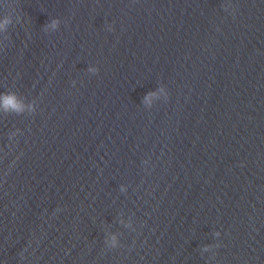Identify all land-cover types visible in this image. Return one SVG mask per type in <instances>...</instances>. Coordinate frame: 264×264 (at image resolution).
I'll list each match as a JSON object with an SVG mask.
<instances>
[{
    "label": "water",
    "instance_id": "obj_1",
    "mask_svg": "<svg viewBox=\"0 0 264 264\" xmlns=\"http://www.w3.org/2000/svg\"><path fill=\"white\" fill-rule=\"evenodd\" d=\"M0 264H264V0H0Z\"/></svg>",
    "mask_w": 264,
    "mask_h": 264
},
{
    "label": "clouds",
    "instance_id": "obj_2",
    "mask_svg": "<svg viewBox=\"0 0 264 264\" xmlns=\"http://www.w3.org/2000/svg\"><path fill=\"white\" fill-rule=\"evenodd\" d=\"M10 20L6 17L3 22H0V27H5ZM0 105H2L4 111H12L20 113L23 111V105L15 93H4L0 95Z\"/></svg>",
    "mask_w": 264,
    "mask_h": 264
}]
</instances>
